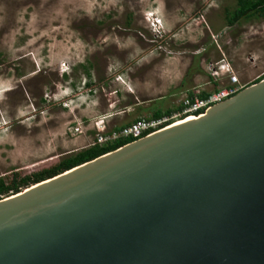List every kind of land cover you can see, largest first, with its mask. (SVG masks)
Wrapping results in <instances>:
<instances>
[{"label":"water","instance_id":"water-1","mask_svg":"<svg viewBox=\"0 0 264 264\" xmlns=\"http://www.w3.org/2000/svg\"><path fill=\"white\" fill-rule=\"evenodd\" d=\"M0 264H264V78L1 198Z\"/></svg>","mask_w":264,"mask_h":264},{"label":"rangeland","instance_id":"rangeland-1","mask_svg":"<svg viewBox=\"0 0 264 264\" xmlns=\"http://www.w3.org/2000/svg\"><path fill=\"white\" fill-rule=\"evenodd\" d=\"M236 7L0 0V177L32 174L89 147L99 117L110 127L132 123L213 90L211 66L223 60L246 86L263 77L264 17L230 25ZM86 66L95 86H86Z\"/></svg>","mask_w":264,"mask_h":264},{"label":"built area","instance_id":"built-area-1","mask_svg":"<svg viewBox=\"0 0 264 264\" xmlns=\"http://www.w3.org/2000/svg\"><path fill=\"white\" fill-rule=\"evenodd\" d=\"M211 75L214 80V86L215 82L218 83L216 89L209 91V94L205 97L201 96L202 91L189 93L182 100L177 109L170 114H164L160 117H140L130 124L114 128H108L107 122L102 119L100 125L96 123L97 133L91 145H109L128 139L133 142L144 136L173 126L178 121H182L189 116H196L246 87V85L241 82L240 77L232 68L231 64L227 61L223 60L215 66L212 65ZM219 77H226L228 81L227 84L221 85L218 82ZM77 130L79 131V128H77Z\"/></svg>","mask_w":264,"mask_h":264},{"label":"trees","instance_id":"trees-1","mask_svg":"<svg viewBox=\"0 0 264 264\" xmlns=\"http://www.w3.org/2000/svg\"><path fill=\"white\" fill-rule=\"evenodd\" d=\"M227 17L230 25H236L242 19L251 20L255 18H263L264 0H237V7L232 12H228ZM86 74L88 76H91L90 70L87 68V66ZM263 78L264 76L256 80L255 82ZM217 85L218 83L215 82L214 89L217 88ZM208 94L209 91H202L201 96L205 97ZM177 107L154 111L149 117H160L164 114H170L175 109H177ZM131 141L132 140L128 139L121 140L109 145H91L62 158L58 163L53 166L34 172L32 174L20 177V175L16 173L14 174L11 180H8L6 177H0V199L14 193H18L23 189L30 187L36 183L44 181L48 178H52L87 161L93 160Z\"/></svg>","mask_w":264,"mask_h":264},{"label":"crops","instance_id":"crops-1","mask_svg":"<svg viewBox=\"0 0 264 264\" xmlns=\"http://www.w3.org/2000/svg\"><path fill=\"white\" fill-rule=\"evenodd\" d=\"M90 73H91V71H90ZM91 78H92V74H91V76H88L87 74H86V86H95L96 84L95 83H93L92 82V80H91ZM203 91H211V90H203ZM127 93H129V94H132L133 93V91L132 90H127L126 91ZM128 106V105H127ZM127 112V111H126ZM102 119H103V117H99V119H97L96 121H95V125H96V123H98L99 125L102 123ZM106 121H107V127L108 128H114V127H119V126H122V125H126V124H122V125H115V126H113V127H110V120H109V118L107 119L106 118ZM127 124H130V123H127Z\"/></svg>","mask_w":264,"mask_h":264},{"label":"clouds","instance_id":"clouds-1","mask_svg":"<svg viewBox=\"0 0 264 264\" xmlns=\"http://www.w3.org/2000/svg\"><path fill=\"white\" fill-rule=\"evenodd\" d=\"M154 17H155V20H156L155 21V24H157V26H159L160 29L163 28L162 27V24H160V21H159L160 20V17H158V16H154Z\"/></svg>","mask_w":264,"mask_h":264},{"label":"bare ground","instance_id":"bare-ground-1","mask_svg":"<svg viewBox=\"0 0 264 264\" xmlns=\"http://www.w3.org/2000/svg\"><path fill=\"white\" fill-rule=\"evenodd\" d=\"M192 117H194L193 115L192 116H189L188 118H186V119H184V120H182V121H178L177 123H175V124H178V123H180V122H183V121H185V120H187V119H190V118H192ZM174 124V125H175ZM171 127V126H170Z\"/></svg>","mask_w":264,"mask_h":264}]
</instances>
